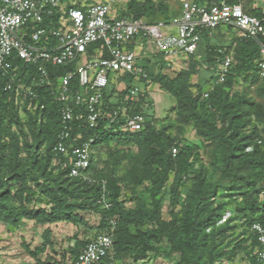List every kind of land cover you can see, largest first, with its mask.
<instances>
[{"label":"trees","instance_id":"trees-1","mask_svg":"<svg viewBox=\"0 0 264 264\" xmlns=\"http://www.w3.org/2000/svg\"><path fill=\"white\" fill-rule=\"evenodd\" d=\"M193 1L202 5L217 0ZM124 5L123 10L111 17L146 19L148 24L158 23L157 14L163 20L162 23L167 24L170 19L168 9L162 3L154 5L149 0H126ZM243 11L260 17L258 9L243 8ZM241 39L246 47L239 49L236 63L232 58L225 81L211 88L203 90L208 82L201 80L195 92H187L182 73L172 77L162 74L152 77L147 62L142 66L148 76L145 82L134 83L132 76L127 74L110 79L104 94L103 113L97 125L90 128L84 117L73 122L72 134L79 135L77 143L93 140L89 167V174L94 179L92 183L69 178L66 169L53 164L51 155L60 129L61 105L53 97L56 78L72 71L74 66L49 69V84L39 87L31 86L35 68L15 62L18 73L13 90L7 92L0 87V222L15 226L24 218L42 224L61 221L79 223L82 220L76 211H89L99 216L98 233L108 230L109 221L115 222L112 246L117 260L129 253L135 262L148 258V252L157 256L160 254L159 244L166 241L169 249L165 256H178L173 264H214L222 258L218 237L228 229L226 225L215 228L228 204L222 203L213 208L215 199L220 197L233 204L244 226L238 249L244 252L247 264H259L254 256L256 243L250 226L261 221L264 208V201L258 199L264 196V109L238 95L234 85L238 77L259 80L256 61L259 45L264 46V39ZM97 46L93 45L90 49ZM218 49H226L230 53L229 47L224 44H211V38L205 33L195 54L180 58H190L194 64L199 58L211 68L215 64ZM214 79L212 75L210 80ZM150 80L171 97L186 104L188 113L185 117L201 123V135L224 149L220 167L229 178L227 185L205 180L199 147L173 141L164 129H154L144 108L147 106L146 92L140 91L134 101L124 100L129 89ZM17 85L31 88L36 98L16 91ZM73 86L76 87V81ZM204 93L207 94L206 98L203 97ZM114 110L117 116L112 119L108 114ZM77 114L84 116L83 109H78ZM134 114H142L146 118L143 129L133 133L124 131L125 118ZM112 143L115 148L135 146L144 152L141 163L148 170L147 183L142 185L138 181L142 185L141 192L131 189L132 201L135 202L133 207H125L119 201L120 188L114 176L118 162L114 161L112 168L105 172L93 165L100 150H109ZM247 148H251V151H247ZM172 149L177 150L175 157L172 156ZM24 152L27 153V160H23ZM111 155H120V150H113ZM235 162H239L240 167L250 172V175H236L238 171L235 173L232 170ZM170 177L169 221H163L160 212L161 191ZM188 183L191 184L190 190H186ZM36 201L43 207L29 209L28 206ZM176 207L179 210L176 211ZM214 210H218L220 215L213 213ZM206 230H210L209 233ZM92 239L82 241L74 238L66 259L50 261L46 257L36 264H61L73 260ZM50 246L47 236L31 255L35 257Z\"/></svg>","mask_w":264,"mask_h":264},{"label":"built area","instance_id":"built-area-1","mask_svg":"<svg viewBox=\"0 0 264 264\" xmlns=\"http://www.w3.org/2000/svg\"><path fill=\"white\" fill-rule=\"evenodd\" d=\"M91 1L0 0V87L4 91L13 90L18 73L15 62L35 68L31 86L39 87L49 84V69L74 66L72 71L56 78L53 97L61 105L60 129L51 155L53 164L66 169L69 178L88 183L94 182L89 174L93 140L77 143L79 135L72 134L73 122L84 117L90 128L97 125L103 113L105 90L110 79L117 75H130L135 82L147 81L148 76L138 65L132 49L136 41H151L158 54L173 60L194 55L202 35L206 33L211 38L220 29H235L245 39H264V0L258 9L260 17L246 14L240 0L233 3L217 0L202 5L181 0L180 19L174 27L162 22L148 24L130 17H111V5L126 0ZM93 45L98 46L90 49ZM216 54L215 64L211 66L215 79L210 81V88L225 81L232 65L231 54L226 49H218ZM256 68L258 78L264 80L261 44ZM16 91L36 98L29 87L17 85ZM140 91L133 86L124 100H136ZM78 109H83L84 116L77 114ZM108 116L115 118L117 111ZM145 121L142 114L128 116L123 130L138 132ZM176 154L177 150L172 149V156ZM102 189L104 193L103 182ZM115 228V222L109 221L106 232L96 234L75 259L61 264H121L112 246ZM250 232L256 243V261L264 264V208L261 221L253 223Z\"/></svg>","mask_w":264,"mask_h":264},{"label":"rangeland","instance_id":"rangeland-1","mask_svg":"<svg viewBox=\"0 0 264 264\" xmlns=\"http://www.w3.org/2000/svg\"><path fill=\"white\" fill-rule=\"evenodd\" d=\"M101 1V0H94ZM143 2L145 0H138ZM154 5L162 3L167 9L170 19L166 25L174 27L178 22L181 15V0H149ZM124 3H114L112 7L116 11L124 9ZM157 21H163L157 14ZM147 21L146 19H142ZM141 50L136 53L137 63L139 66H143L145 62L148 63L149 75L155 77L157 74L174 76L178 73H182L186 80L187 92H195L196 85L201 81H207L202 89H207L210 85V78L213 72L209 65L204 63L201 59L196 58L197 62L194 64L190 61V58H180L173 61H166L156 51L151 41L139 42ZM211 44H224L229 47L230 54L234 63L239 56V49L245 48V44L241 39L240 32L232 29H220L213 34L211 38ZM194 61V60H193ZM136 83V82H134ZM144 84V85H143ZM137 87L140 90L146 92L145 100V112L151 119V124L155 130L164 129L166 134L173 141H182L186 145L199 147L202 169L205 171V180L208 182H219L227 185L229 178L227 173L222 171L220 167V159L224 153V149L218 146L214 142L206 140L201 135L202 124L188 120L185 116L188 113L186 104H182L178 100L171 97L162 87L158 84L151 82L139 83ZM234 91L251 101L255 105H260L264 109V80L252 81L250 78L244 79V77H238L236 84L234 85ZM186 103V101H184ZM110 149H101L98 155L94 159V167L98 170L109 171L113 162L117 161L118 165L115 166V179L118 187L120 188L119 201H122L125 207H133L131 189L134 188L137 192L142 191V185L147 183L148 170L142 165L141 161L144 157V152L137 149L135 146L125 148H115L114 144H110ZM120 150V155H111L113 150ZM121 154L125 155L122 156ZM23 160H27V153H23ZM237 167L239 169H237ZM241 169V170H240ZM232 170L238 174H249L240 167L239 162H235L232 166ZM90 176L92 177L91 173ZM171 178L168 183L165 184L162 193L161 203V220L169 221L168 209H169V188L171 185ZM141 181V184H138ZM244 185V184H243ZM191 189V184L186 185V190ZM159 197V196H158ZM264 201V196L258 198ZM226 199L217 197L213 204V208L221 205L222 203H228L226 206V212L222 214V217L216 222L215 228L227 226V231L218 237L221 243L219 251L222 254V258L219 261H215L214 264H247L246 256L244 252L238 249V242L240 240V233L244 231V226L240 218L237 217L234 211L233 204L226 202ZM240 203V199L237 198ZM42 208L43 204L36 201L28 208ZM179 210L178 207L175 209ZM215 211V212H214ZM213 213L220 215L218 210H214ZM76 215L81 218L79 223L70 222H56L53 224H42L34 220L21 219L17 225L5 224L0 222V264H36L37 261H44L46 257L50 258V261H60L68 256V249L73 244V239L88 240L98 233V219L99 216L94 212H81L76 211ZM230 221L229 223H227ZM210 230H206L209 233ZM51 243L50 248H46L44 252L37 254L35 257L31 253L39 248L45 237ZM246 235H244L245 238ZM160 254L155 256L148 252V258L138 261H133L132 254H124L119 259L121 264H173L177 261V254H173L166 257L165 254L169 249V245L166 241L159 244ZM229 253V254H228Z\"/></svg>","mask_w":264,"mask_h":264},{"label":"crops","instance_id":"crops-1","mask_svg":"<svg viewBox=\"0 0 264 264\" xmlns=\"http://www.w3.org/2000/svg\"><path fill=\"white\" fill-rule=\"evenodd\" d=\"M101 1H105V0H101ZM261 1L262 0H249V1H247V0H240V5H241V7H242V9L244 8H246V9H259V7H260V4H261ZM96 2H98V1H96ZM100 2V1H99ZM116 12H118V11H116L113 7H112V5H111V7H110V14H111V16H115L116 15ZM212 38V37H211ZM141 48L142 47H140V45H138V44H135L133 47H132V49L137 53V52H139L140 50H141Z\"/></svg>","mask_w":264,"mask_h":264}]
</instances>
